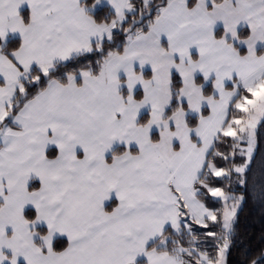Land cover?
Segmentation results:
<instances>
[{"label":"snow or ice","instance_id":"6c2138e0","mask_svg":"<svg viewBox=\"0 0 264 264\" xmlns=\"http://www.w3.org/2000/svg\"><path fill=\"white\" fill-rule=\"evenodd\" d=\"M264 0H0V264H264Z\"/></svg>","mask_w":264,"mask_h":264},{"label":"trees","instance_id":"16d2710c","mask_svg":"<svg viewBox=\"0 0 264 264\" xmlns=\"http://www.w3.org/2000/svg\"><path fill=\"white\" fill-rule=\"evenodd\" d=\"M239 230L245 237L252 238L251 246L253 248L259 244L261 231L264 230V221L261 220L259 207L253 205L252 202H249L240 213ZM241 258L238 251H233L230 257L231 264H239Z\"/></svg>","mask_w":264,"mask_h":264}]
</instances>
